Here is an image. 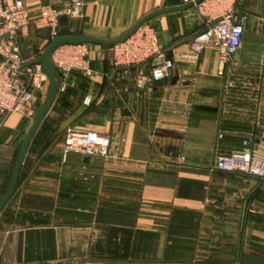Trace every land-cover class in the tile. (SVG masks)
I'll return each mask as SVG.
<instances>
[{
	"label": "crops",
	"instance_id": "1",
	"mask_svg": "<svg viewBox=\"0 0 264 264\" xmlns=\"http://www.w3.org/2000/svg\"><path fill=\"white\" fill-rule=\"evenodd\" d=\"M69 1L24 0L31 18L42 5ZM83 1L82 17L61 28L104 40L121 38L152 12L186 4ZM236 8L246 20L243 44L225 70L230 90L217 52L191 49L207 20L197 6L148 22L175 69L145 91L135 87L139 69H116L111 47L89 44L97 75L70 74L65 92L58 82L0 214V264H264V184L211 171L219 154L264 137V0H239ZM48 38L33 24L22 30L27 63ZM30 126L17 113L0 122V201ZM67 128L110 136L112 157L63 158Z\"/></svg>",
	"mask_w": 264,
	"mask_h": 264
},
{
	"label": "built area",
	"instance_id": "2",
	"mask_svg": "<svg viewBox=\"0 0 264 264\" xmlns=\"http://www.w3.org/2000/svg\"><path fill=\"white\" fill-rule=\"evenodd\" d=\"M192 1L195 0H184L186 4ZM238 2L239 0H205L198 5L200 14L207 19L206 27L191 42V49L195 53H201L206 48H213L217 52L221 66L219 75L224 79L225 90L234 87L233 81L225 74L226 67L243 44L246 18L238 12ZM83 10V0H70L63 7L42 5L38 9L37 17L31 18L24 0H0V122L13 113L33 121L39 103L47 94L49 79L43 67L26 66L20 45L22 30L30 24L37 29L47 30L48 46L62 35V18H80ZM89 46L65 44L53 51L51 59L57 70L58 82H62L59 88L61 92L66 91L68 85L64 82L74 72L86 78L97 75L89 67ZM111 49L116 69L126 72L132 68L139 69L135 79L138 91H145L151 84L173 77L174 62L168 59L159 47L156 30L149 23L143 25L127 41ZM146 66L150 68L148 72L143 69ZM111 148L112 140L108 135L91 130L67 128L61 154L63 158L79 155L108 159L113 155ZM211 171L240 174L264 182V140L246 138L240 151L219 154Z\"/></svg>",
	"mask_w": 264,
	"mask_h": 264
},
{
	"label": "water",
	"instance_id": "3",
	"mask_svg": "<svg viewBox=\"0 0 264 264\" xmlns=\"http://www.w3.org/2000/svg\"><path fill=\"white\" fill-rule=\"evenodd\" d=\"M205 0H195L188 4H185L183 6L179 7H172V8H163L160 10H157L155 12H152L145 16L143 19H141L127 34L122 36L119 39L116 40H104L100 38H94L89 36H75V35H69L67 28L63 27L61 28V36L53 40L46 48L45 50L40 53V50L35 48V57L33 60H31L29 63L26 64V66H33V65H41L43 67L44 72L47 74L49 79V84L47 88V94L46 97L40 107V109L37 111L33 123L31 124L22 144L20 147V151L13 169L12 177L10 180V184L7 188L6 193L4 194L3 198L0 201V214L5 209L6 205L11 200L12 196L14 195V192L16 190L19 176L21 173V168L23 165L24 158L28 152V149L30 147V144L32 142V139L37 132L39 126L41 125L42 121L44 120L45 116L47 115L48 111L50 110L51 106L53 105L55 98L58 93V76H57V70L55 69L53 63H52V53L53 51L61 45L65 44H95V45H101L106 47H114L119 44L124 43L129 38H131L138 30L145 25L146 23L150 22L152 19L168 14L173 12H179V11H185L191 8H194L201 3H203ZM68 18L64 17L62 18V21H67ZM134 69V68H133ZM176 80V78H175ZM90 158L85 157V160L88 161Z\"/></svg>",
	"mask_w": 264,
	"mask_h": 264
},
{
	"label": "rangeland",
	"instance_id": "4",
	"mask_svg": "<svg viewBox=\"0 0 264 264\" xmlns=\"http://www.w3.org/2000/svg\"><path fill=\"white\" fill-rule=\"evenodd\" d=\"M44 101V100H43ZM42 105V104H41ZM41 105H40V107H41ZM40 107H38V110L40 109ZM37 110V111H38ZM25 118V117H24ZM27 119V118H26ZM29 120V123L30 124H32L33 123V121H31L30 119H28ZM251 137H253V138H255L254 136H251ZM260 140H264V137H260L259 138ZM220 174H223V173H220ZM223 175H231V174H223ZM261 182V181H260ZM262 184H264V182H261Z\"/></svg>",
	"mask_w": 264,
	"mask_h": 264
},
{
	"label": "trees",
	"instance_id": "5",
	"mask_svg": "<svg viewBox=\"0 0 264 264\" xmlns=\"http://www.w3.org/2000/svg\"><path fill=\"white\" fill-rule=\"evenodd\" d=\"M40 107V106H39Z\"/></svg>",
	"mask_w": 264,
	"mask_h": 264
}]
</instances>
